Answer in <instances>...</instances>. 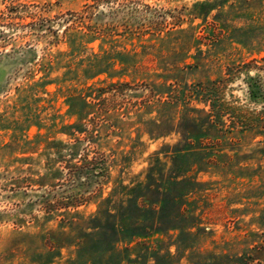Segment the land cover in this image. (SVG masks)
I'll use <instances>...</instances> for the list:
<instances>
[{"label":"rangeland","instance_id":"rangeland-1","mask_svg":"<svg viewBox=\"0 0 264 264\" xmlns=\"http://www.w3.org/2000/svg\"><path fill=\"white\" fill-rule=\"evenodd\" d=\"M0 264H264V0H0Z\"/></svg>","mask_w":264,"mask_h":264}]
</instances>
